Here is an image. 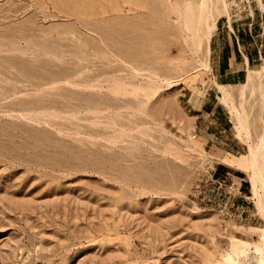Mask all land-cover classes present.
<instances>
[{
  "label": "rangeland",
  "instance_id": "obj_1",
  "mask_svg": "<svg viewBox=\"0 0 264 264\" xmlns=\"http://www.w3.org/2000/svg\"><path fill=\"white\" fill-rule=\"evenodd\" d=\"M260 2L0 0V264H264V60L209 82Z\"/></svg>",
  "mask_w": 264,
  "mask_h": 264
},
{
  "label": "crops",
  "instance_id": "obj_2",
  "mask_svg": "<svg viewBox=\"0 0 264 264\" xmlns=\"http://www.w3.org/2000/svg\"><path fill=\"white\" fill-rule=\"evenodd\" d=\"M260 4L262 7H264V4L262 2H260ZM227 29L230 33V40L228 41L227 45L226 43L224 44L223 51L218 57L216 56L215 48L213 46L215 43V35L213 36L211 41V59H214V64L216 63V60L218 61L217 64H215L217 66H214L217 73L216 79L218 80L216 81L215 79L210 78L209 82L210 84H214L216 87L217 84L223 87L238 83H240L241 85L244 84L245 79L248 78V74L251 71L250 68L254 65V63L258 60H264V44L261 43L260 40L257 41L254 35L248 34L245 30H235L232 23L227 26ZM235 41L237 43V48ZM250 45L253 47V51L250 50ZM210 72L211 67L209 66V70L206 71V74L208 75ZM206 93L204 96L193 93L191 101L194 96L204 98L206 96ZM234 157L236 158L238 156ZM227 160L230 161L232 160V158H227Z\"/></svg>",
  "mask_w": 264,
  "mask_h": 264
},
{
  "label": "bare ground",
  "instance_id": "obj_3",
  "mask_svg": "<svg viewBox=\"0 0 264 264\" xmlns=\"http://www.w3.org/2000/svg\"><path fill=\"white\" fill-rule=\"evenodd\" d=\"M204 1H205V4H207V0H204ZM203 21L206 22V26L210 22V25H209V36L212 38V36L214 35V33L217 30L218 24H217V21L214 19L213 13L208 8H207L206 14L203 17ZM217 87H218L217 89H220V91L222 93L221 97H225L226 90L224 89V87L220 86L218 84H217ZM238 115H239V117H237V118H239L241 120V114L238 113ZM241 122H242V120H241ZM240 126H241V130L244 132L245 131L244 123L242 122V124ZM244 134L246 136V133H244ZM263 151H264V138L261 139V141L259 142V144L256 147L251 145V144L249 145V153H248L249 154V159H250L249 176L251 178L250 181H251V184H252L253 195L255 197H257L258 200H259V197L261 196V193H262V192L260 193V190L264 188V181H263V175H262L263 173H262V171L260 169L261 167H259V159H260ZM259 208H260V211L264 214V209L262 208V206H259Z\"/></svg>",
  "mask_w": 264,
  "mask_h": 264
},
{
  "label": "trees",
  "instance_id": "obj_4",
  "mask_svg": "<svg viewBox=\"0 0 264 264\" xmlns=\"http://www.w3.org/2000/svg\"><path fill=\"white\" fill-rule=\"evenodd\" d=\"M235 43H236V41H235ZM236 48H237V43H236ZM219 170H221V171H227L226 167H224V166L219 167Z\"/></svg>",
  "mask_w": 264,
  "mask_h": 264
}]
</instances>
